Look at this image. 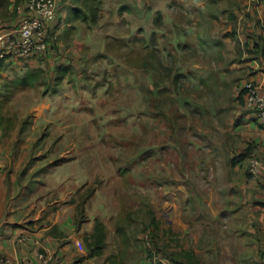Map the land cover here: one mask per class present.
<instances>
[{
    "label": "rangeland",
    "instance_id": "rangeland-1",
    "mask_svg": "<svg viewBox=\"0 0 264 264\" xmlns=\"http://www.w3.org/2000/svg\"><path fill=\"white\" fill-rule=\"evenodd\" d=\"M235 1L242 0H91L98 19L80 22L88 39L76 32L75 42L42 53L74 59V68L49 87L56 95L42 117L45 150L35 148L24 171L30 203L46 206V215L72 208L79 227L103 221L107 242L122 229L130 251L146 259L149 249L166 254L182 182L217 196L214 176L228 167L227 129L243 103L225 43L236 31L228 19ZM73 4L63 0L54 24ZM188 252L165 256L183 264Z\"/></svg>",
    "mask_w": 264,
    "mask_h": 264
},
{
    "label": "crops",
    "instance_id": "crops-1",
    "mask_svg": "<svg viewBox=\"0 0 264 264\" xmlns=\"http://www.w3.org/2000/svg\"><path fill=\"white\" fill-rule=\"evenodd\" d=\"M25 5V0H0V11H5L0 12V27L15 24ZM219 11L222 16L224 10ZM65 16L63 13L55 24L56 51L65 47L67 40H76L74 33L69 37L65 34L70 26L64 22ZM228 19L233 20L236 31L225 43L227 51L231 45V70H236L240 88L243 90L249 81L264 88L262 0L235 1ZM78 34L88 39L83 29ZM53 55L42 54L27 63L11 59L0 64V257L10 258L14 264H44L35 257V243L40 241L49 256L48 264H150L144 253L142 256L130 251L131 243L123 242L117 234L107 242L100 257L87 259L86 237L94 229L92 221L79 227L72 208L46 215V206L39 209L36 202L30 203L31 181L24 171L35 148L45 150L38 143L46 130V126L42 128L46 125L42 117L46 98L56 95L49 87L59 77L63 59L62 55ZM241 97L242 113L238 110L237 119L234 123L232 119L227 129L230 141L224 148L229 151L228 167L214 176L221 181L217 196L207 195L206 188L199 190V186L197 192H190L182 182L183 188L177 191L179 198L166 197V201L173 199L175 209L168 214L165 246H159L170 256L181 249L189 251V261H180L183 264H260L264 257V175L255 182L247 174L251 153L264 160V126L259 125ZM39 102V112L31 110ZM38 121L42 124L40 132H32L31 126L36 129ZM214 159L219 161L220 157L216 154ZM20 236L26 240L21 241ZM155 241L159 244V236Z\"/></svg>",
    "mask_w": 264,
    "mask_h": 264
},
{
    "label": "built area",
    "instance_id": "built-area-1",
    "mask_svg": "<svg viewBox=\"0 0 264 264\" xmlns=\"http://www.w3.org/2000/svg\"><path fill=\"white\" fill-rule=\"evenodd\" d=\"M263 8H264V0ZM62 0H28L24 11L21 12V20L5 30L0 31V62L11 59L30 61L36 55L46 53L51 47L49 29L58 17V11L62 7ZM264 32V24H263ZM56 34L53 39H56ZM245 104L256 116L259 125L264 126V88L253 81L245 83ZM3 163L0 160V176ZM248 178L258 181L264 175V160L251 153L247 166ZM26 237L20 236L21 241ZM149 239V237L147 236ZM35 257L44 264L50 262L49 256L40 241L35 243ZM151 264H177L165 258L154 256ZM0 264H14L7 257H0ZM260 264H264V257Z\"/></svg>",
    "mask_w": 264,
    "mask_h": 264
},
{
    "label": "trees",
    "instance_id": "trees-1",
    "mask_svg": "<svg viewBox=\"0 0 264 264\" xmlns=\"http://www.w3.org/2000/svg\"><path fill=\"white\" fill-rule=\"evenodd\" d=\"M25 1H26V3L28 2V0H25ZM72 1H73L74 4L69 6L68 9L64 11V13H66V16L64 18V22L66 23V25H68V24L70 25L65 30V34H66L67 37L71 36L73 33L82 31L83 28L81 27L80 22L86 21L89 18L93 22H95L98 19V15L96 13L97 10L94 8V5L91 2V0H71V2ZM159 19H160V17H158L156 19V21H159ZM20 20H21V16H20V18L18 20L14 21V22L16 24H18ZM55 24L53 23L51 28L49 29V37H50V39H52L51 40V47H53L55 49V51H56L57 50L56 41L58 39H57V37H56V39H53V35L55 34V32H57V31H54ZM87 28L89 29V27H87ZM83 30H85V29H83ZM59 36L60 35H58V38H59ZM53 43H54V45H53ZM72 60H74V59H68L66 62L64 61L65 63L63 62V63L60 64L61 72L58 74L59 77H57L56 80H55L56 81L55 85H56V83H57V85H61V83L59 81L66 77L65 75H66L67 72H70V71H68L69 68L73 70L74 65H73V61ZM2 63H5V61L4 62H0V64H2ZM25 78H26V82H27L29 80V77L26 76ZM25 84H27V83H25ZM244 93H245V91L243 89L242 90V96H243V100L245 102ZM118 233L121 236L122 235V229H121V231H118ZM149 236H151V238H152L151 241H153L154 245L155 244L159 245L155 241L157 239V237H158L155 232H153V235H150V233H149ZM124 238L125 237L121 238V240L123 242H128L127 237H126V239H124ZM86 242H87V247H88V254H87L86 257L88 259L95 258V257H100L103 254L104 250L107 247V227L103 223V221H101L99 219L95 220L94 229L89 235H87ZM145 253L147 254V260L149 261V263L154 258V256H159V257L165 258L167 260H171V262H173V263L180 264V263L175 262L174 260L170 259L169 257L165 256L166 254L162 253V251H160L158 249H157V251H155L154 249H149L148 251L146 250ZM190 264H197V263L193 262V263H190Z\"/></svg>",
    "mask_w": 264,
    "mask_h": 264
}]
</instances>
